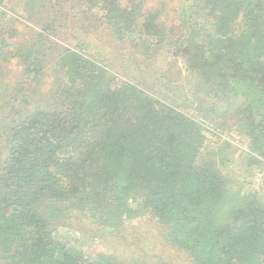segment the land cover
Here are the masks:
<instances>
[{"label": "trees", "instance_id": "trees-1", "mask_svg": "<svg viewBox=\"0 0 264 264\" xmlns=\"http://www.w3.org/2000/svg\"><path fill=\"white\" fill-rule=\"evenodd\" d=\"M68 1L88 13L81 25L66 0H22L39 30L21 38L0 0V264H169L146 243L120 248L144 209L188 264H264V196L224 171L235 144L206 135L224 103L264 171V0ZM68 29L76 49L61 42ZM169 57L163 84L173 92L186 70L199 113L148 80ZM107 236L116 251H91Z\"/></svg>", "mask_w": 264, "mask_h": 264}, {"label": "rangeland", "instance_id": "rangeland-1", "mask_svg": "<svg viewBox=\"0 0 264 264\" xmlns=\"http://www.w3.org/2000/svg\"><path fill=\"white\" fill-rule=\"evenodd\" d=\"M12 8H15V11H11L15 16H17L18 18H20V22L17 24V28L18 30L21 32V35L24 33V36H21V38H28L30 36V34L27 36V34L32 31V30H39V28L37 27L36 23L33 22L32 20H29L23 16H21V10H22V6H23V2L22 0H12ZM66 4L67 7L71 6L70 1L66 0ZM147 6H150L147 5ZM68 9H70V11L68 12V14L71 12V16L73 15H77L76 19L77 22H75L76 25H81L82 23H80V21L86 17H88V13H83V8L81 7V5L75 9H71V7H69ZM78 11V12H77ZM95 11H99L98 9H96ZM95 11L90 12L91 15H93L95 18L97 19H101L102 14L105 16L104 13H102L101 11L96 13ZM77 12V13H75ZM70 16V15H69ZM70 16V24L72 22V17ZM106 18V16H105ZM169 18V17H166ZM101 29V33H105L108 28L105 30V27H99ZM77 28H75L74 30H76ZM74 30L72 29H68L67 33H65L63 35V38L61 39V42H63L65 45L76 49V45L78 43V39L77 37H75V34H77ZM77 31V30H76ZM78 31H80V33L82 35H84L85 31L83 29H78ZM98 30L97 28H94L93 33L90 35L89 40L93 41L97 46L98 49L99 47H104L105 49H108L109 46H105L104 44V40L106 39V36L103 37V39H98L95 38L98 35ZM88 42H86L84 45H87ZM125 58L126 61L130 62L134 55H133V51L128 49L125 52ZM173 62L174 59H171V57L168 58L167 61H165V65L166 69H164V71L162 69H160L159 64H157L158 66L156 67V69H154L153 71H149V75L147 73V78L150 81V83H152V81L154 79H158L160 80V84L155 85L156 89H163L165 91H167L169 94H175L177 96V98L180 101H186L188 100L189 102L193 103V107L194 110L192 109V112L195 113H199L201 108L204 107V104L201 103L200 101L205 100V95H203V92H198L196 91V89L194 90L192 88V85L189 84V81L192 79L188 72L186 70L183 71V77L182 79H179V85L180 86H176V85H169L168 87H170L173 92L169 89L166 88V86L163 84V82L166 80V76L169 75V73H166L167 69H169L168 66V62ZM181 62H183L182 59H180ZM182 69L185 68V65H182L181 63H179ZM163 66V65H162ZM161 66V67H162ZM163 66V67H164ZM168 66V68H167ZM13 68H20L17 59L12 60L9 63V69H13ZM143 69V68H142ZM161 70L159 72H156V70ZM178 71V70H177ZM174 71V75H177L179 72ZM19 72V71H18ZM145 72V70H144ZM15 73L11 72L9 75L10 77H12ZM197 98H201L202 100H198ZM177 100V101H179ZM213 99H207V101H212ZM215 101V100H214ZM201 104V106H200ZM207 104V103H206ZM216 104H218V108L216 110L213 111H209L208 116L211 117L209 118L211 120V122H215L214 124L216 125V128H213V126L211 125L209 127V131L206 132V135L212 139V141L217 139V136L214 135L213 133H211V130L217 132V134L221 135L223 138H227L228 140H231L234 144H235V148H231L228 149L230 152V157L233 156L232 160L230 163H228L225 167H224V171L229 175V177L232 180L237 181L238 183H240L241 188L243 189V192H248V191H257L259 192L261 195L264 196V171L261 172V167H259L258 165H253V166H249V162L248 159L246 157L243 156V151L244 150H248V143H249V138L244 136L243 134L239 133L236 129H235V125L233 123H228L226 124L225 122L227 121L225 117H223V113H224V107L225 104L221 103V102H217ZM196 107V108H195ZM204 112L200 114V117L203 119H208L207 115L204 114ZM4 152V149H0V154L2 155ZM247 172H249L250 174H248ZM77 212V211H76ZM77 219V218H76ZM74 220V218H73ZM88 221V220H86ZM76 225H79V220H75L74 222ZM132 228H134L130 235H129V240L126 242L127 245L124 244H120L121 245V250L125 251L124 247H128V246H132L133 249L137 246H140L142 243H146L150 248H151V253L152 254H161V256L165 259V261L169 264H188V260H187V254L184 251L179 250L178 248H174V249H169L166 250V248L162 247L161 245H163V237L165 236L164 234V229L165 227H163L160 223H158L155 219H153L149 213V211L147 210H143L132 222ZM73 229V232L75 233L76 231L78 232V228H76V226ZM64 232V231H63ZM92 234V232L88 233L87 235L84 233L83 234V238H87ZM111 241V242H109ZM112 241H114L112 238H110L109 236H107V241L106 240H99V241H95L93 242V246L91 247V251L93 252H113L116 251L117 248H113L112 245H115L116 247L120 246L119 244H115ZM112 243V245H111ZM129 243V244H128ZM151 244V245H149ZM150 250V249H149ZM161 259L160 260L158 258H154L151 260V264H162L161 263Z\"/></svg>", "mask_w": 264, "mask_h": 264}]
</instances>
